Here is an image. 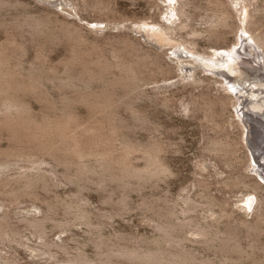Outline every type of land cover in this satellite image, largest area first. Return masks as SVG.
<instances>
[{"label":"rangeland","instance_id":"1","mask_svg":"<svg viewBox=\"0 0 264 264\" xmlns=\"http://www.w3.org/2000/svg\"><path fill=\"white\" fill-rule=\"evenodd\" d=\"M238 3L0 0V264H264L238 96L174 54L263 53Z\"/></svg>","mask_w":264,"mask_h":264},{"label":"bare ground","instance_id":"2","mask_svg":"<svg viewBox=\"0 0 264 264\" xmlns=\"http://www.w3.org/2000/svg\"><path fill=\"white\" fill-rule=\"evenodd\" d=\"M248 1L251 0H240L241 3L238 4L243 7V5ZM225 19L222 20L223 23L224 21L227 23ZM224 25L227 26L225 23ZM143 29L147 35L153 38H161L164 41L170 42V38L167 36L166 32L158 25H150L149 23H146L144 24ZM248 32L251 33L250 28H248ZM240 39L244 45L243 47L234 48L228 53L220 54L216 58L198 57L199 54L195 52V50L184 45H182L183 47L181 49L180 44L174 46V48H176L174 50V54L178 56V59L184 65H187L186 59H192L194 62L199 63L208 72L216 76L219 75V77L221 76V78L227 82L229 87L231 86V88L236 92L239 102L237 104H240L238 113L243 119H245V121L247 119L245 125L247 126L250 134L249 142L251 147L256 150L253 152V161L259 169V175L264 179V143H262V150H260V147H258V144L256 143L258 135H260V138L264 137V69L261 66L264 52L255 51L256 46L254 45L255 47L252 48L248 44L250 40L246 38L245 35L242 34ZM258 39L260 43H264V34H259ZM251 43L253 42L251 41ZM256 58L257 60H255ZM193 65L195 67V64ZM190 66V69H193L191 64ZM247 103L250 104L247 106L248 108H246ZM255 133L257 135L253 137ZM256 147L258 149H255ZM134 254L136 255L129 254L128 256L136 259L140 257L145 259L147 258V260L150 261V256L143 257L139 255L140 257H138L137 253ZM0 261L2 260L0 259Z\"/></svg>","mask_w":264,"mask_h":264},{"label":"water","instance_id":"3","mask_svg":"<svg viewBox=\"0 0 264 264\" xmlns=\"http://www.w3.org/2000/svg\"><path fill=\"white\" fill-rule=\"evenodd\" d=\"M248 44H249L252 48L255 47V46L251 43V41H249ZM251 50H252V49H251ZM232 93H234V92L232 91ZM249 105H250V104L247 103L246 108H248L247 106H249Z\"/></svg>","mask_w":264,"mask_h":264}]
</instances>
